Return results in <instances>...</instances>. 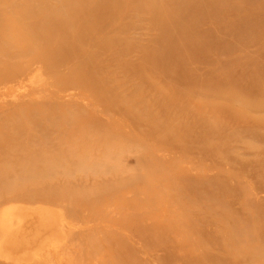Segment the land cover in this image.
I'll list each match as a JSON object with an SVG mask.
<instances>
[{"label": "rangeland", "instance_id": "rangeland-1", "mask_svg": "<svg viewBox=\"0 0 264 264\" xmlns=\"http://www.w3.org/2000/svg\"><path fill=\"white\" fill-rule=\"evenodd\" d=\"M209 1L0 0V75H24L0 88V208L27 218L23 253L68 212L95 228L58 264H264V0L221 20Z\"/></svg>", "mask_w": 264, "mask_h": 264}, {"label": "bare ground", "instance_id": "bare-ground-1", "mask_svg": "<svg viewBox=\"0 0 264 264\" xmlns=\"http://www.w3.org/2000/svg\"><path fill=\"white\" fill-rule=\"evenodd\" d=\"M224 1L228 3L227 6H221V3ZM101 4H103V3H101ZM209 4H210L209 0H203V3H201V8L203 10L204 9L208 10L207 12H205L206 13L205 17H207L209 15V12H210ZM215 4H216V7L214 8L213 12H214L217 20L218 19H220V20L224 19L231 10V8L229 7V1H227V0H215ZM97 5L99 6V4H97ZM99 13H101V12H99ZM102 15H105V14L102 13ZM98 16H100V15H98ZM98 19H100V18H98ZM164 23L168 24L170 27H176L175 22L167 20V21H164ZM182 24H183V30H182L183 32L186 33L188 31L190 32V30H191L193 33H197L195 28L189 23L186 24V21L184 19L182 20ZM244 24H246V20L242 21L239 26H242ZM193 33H191V34H193ZM197 34L199 35L200 38L201 37L204 38L206 36V35H204V33H202V34L197 33ZM175 40L176 39H172L171 42L170 41H167V42L170 43V45L179 43V42H176ZM37 51L40 54L39 58H41V59H43V57H46V56H51L50 53L52 52L51 50H49L48 48H46L44 46L37 47ZM61 52H63V51H61ZM57 54L59 55L60 53H57ZM37 62H38V59L33 60L30 63V65H33ZM174 62H175V64H174L175 67L181 68L178 64H176V61H174ZM66 63H67V60H65L62 65H66ZM177 71L179 74H182L184 72L183 70H180V69H177ZM23 76L24 75H23V72L21 69L7 70L6 73L4 72L0 75V88L5 87V89H6L8 83H10L12 81H16L17 79H21L20 81H22L24 79ZM31 76H34V75H31ZM36 76L37 75H35L34 78L33 77H30V78L34 79L33 81H35ZM33 81L31 83L30 82L29 83L32 84ZM11 89L12 88H10L8 90H11ZM5 91H7V90H5ZM73 94H74V92H70L69 95L72 97ZM74 98H75V95H74ZM18 207H21V206H18ZM22 208H24V207H22ZM47 208H49V207H47ZM9 209L15 210L16 208H15V206H9L6 208L1 207L0 208V264H42V263L43 264H58V262L55 260L57 249H59V248L61 249L62 246L67 247L70 243L72 246H75L74 241L75 242L76 241L79 242L80 240L82 241L84 236H90L91 230H93L95 228V225H93L91 227H90V225L84 226V227H80V226L76 227V224L74 223V219H75L74 215L72 216L68 212L64 214V212H63V214L65 216L62 215V216H60V218H57V216H55L56 213H54L53 211L50 210L51 212L54 213V214L52 213V218H51L52 222L54 220V224L52 223V227L50 228L51 225L47 224V223H49V217H47L48 221L44 220L45 226H46V224L49 226V227L46 226L47 229L48 228H50V229L58 228L60 231H62L63 236L60 238V237L54 235L53 237H51L49 239L46 238L44 240H41L40 236L36 237V238L32 239V241H31V242H34V244H35L34 253L33 254H28L25 252L23 253L24 249L30 246V239H28V237H27V231L25 228H23V226L26 224L27 218H20L18 216H16V218H14V217L10 218V217H8ZM37 209H40V207H37ZM50 211H48V212L51 213ZM49 213H47V215H49ZM57 213H59V212H57ZM43 218H45V217H43ZM43 218H41V219H43ZM51 219H50V222H51ZM75 220H78V218H76ZM12 221H14V227L12 226ZM42 223H43V220H42ZM96 226H100L99 222L96 224ZM83 231H86L87 233L84 234ZM48 245H50V247L46 248ZM77 245L80 247V244L77 243ZM72 246L69 249L70 254L72 251L71 248H73ZM15 253H17V254L15 255ZM72 257L73 256L71 255V258Z\"/></svg>", "mask_w": 264, "mask_h": 264}]
</instances>
